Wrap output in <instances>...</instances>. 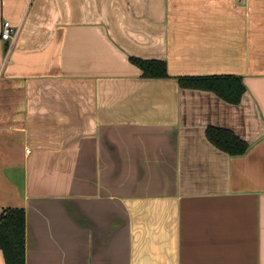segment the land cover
Segmentation results:
<instances>
[{
  "label": "crops",
  "instance_id": "obj_1",
  "mask_svg": "<svg viewBox=\"0 0 264 264\" xmlns=\"http://www.w3.org/2000/svg\"><path fill=\"white\" fill-rule=\"evenodd\" d=\"M206 76L241 77V101L179 84ZM6 209L26 264H264V0H0Z\"/></svg>",
  "mask_w": 264,
  "mask_h": 264
},
{
  "label": "trees",
  "instance_id": "obj_2",
  "mask_svg": "<svg viewBox=\"0 0 264 264\" xmlns=\"http://www.w3.org/2000/svg\"><path fill=\"white\" fill-rule=\"evenodd\" d=\"M131 62L142 71L144 78L169 77L167 66L162 61H145L131 58ZM185 88L215 93L230 104H238L246 88L237 76H206L179 78ZM207 139L218 149L230 156L246 153L249 145L233 132L225 129L208 128ZM0 251L5 264H26V213L24 209H6L0 215Z\"/></svg>",
  "mask_w": 264,
  "mask_h": 264
},
{
  "label": "built area",
  "instance_id": "obj_3",
  "mask_svg": "<svg viewBox=\"0 0 264 264\" xmlns=\"http://www.w3.org/2000/svg\"><path fill=\"white\" fill-rule=\"evenodd\" d=\"M19 34L18 29H14L9 22L3 24L1 38L6 41L14 42Z\"/></svg>",
  "mask_w": 264,
  "mask_h": 264
}]
</instances>
